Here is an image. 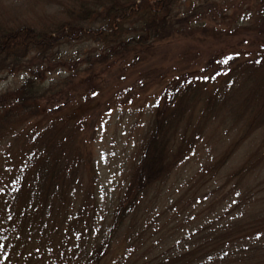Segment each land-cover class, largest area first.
I'll return each mask as SVG.
<instances>
[{"label":"rangeland","instance_id":"rangeland-1","mask_svg":"<svg viewBox=\"0 0 264 264\" xmlns=\"http://www.w3.org/2000/svg\"><path fill=\"white\" fill-rule=\"evenodd\" d=\"M86 1L0 0V27L29 26L52 31L76 23L87 32L101 28L103 24L99 22L81 21L76 16ZM213 3L225 9L223 19L205 23L215 33L203 34V27L197 28L196 24L195 32L190 35L149 45L140 54L141 62L136 66L128 67L131 65L128 58L117 60L110 68L97 65L91 87L80 84L88 75L87 58L93 53H103L104 47L88 40L69 44L60 41L54 46L55 57L51 61L55 71L44 79L40 113L25 123L7 122L10 136L0 139V192L14 172L34 157L30 151L38 147L35 141L39 139L43 140L39 142L42 144L54 138L66 149L51 160L79 159L80 164L67 162L68 174L74 173L76 178L73 182L63 179L68 196L52 211V220L43 226L40 219L19 227L0 224V264H88L87 260L108 237L112 215L136 170L164 89L185 74L193 75L192 84L205 76L215 77L213 72L219 67L217 61H212L220 51L233 48L252 53L264 44L254 31L260 24V15L264 17V0H214ZM181 9L184 14L179 17L192 11ZM255 57L252 55L251 59ZM38 60L37 53L32 52L21 67L0 73L2 101L3 96L22 86ZM210 63H214L210 72H203ZM142 81L144 89L137 86ZM220 83L218 77L208 87L216 89ZM220 121V117L213 119L198 140L190 129L187 136L198 142L192 154L182 151L187 157L169 180L150 192L140 213L125 223L110 252L98 264L120 261L139 264L143 255L150 260L163 254L186 253L195 246L194 241L204 236L196 235L195 231L217 217L223 207L233 205L235 198H227L229 188H222L224 178L248 162L255 145L264 137V130L248 140L244 138L229 163L216 172L213 162L241 138L239 128L228 135L227 130L219 131ZM192 125L199 137V125L204 127V123L198 115ZM262 181L263 166L247 178L246 184L253 186ZM41 229H48L52 237L44 235ZM130 234L134 244L131 252L127 244ZM139 234L144 236V244L137 240Z\"/></svg>","mask_w":264,"mask_h":264},{"label":"trees","instance_id":"trees-1","mask_svg":"<svg viewBox=\"0 0 264 264\" xmlns=\"http://www.w3.org/2000/svg\"><path fill=\"white\" fill-rule=\"evenodd\" d=\"M213 1L87 0L76 16L81 21L92 20L103 24L101 28L88 32L76 23L64 24L52 31L29 26L11 29L1 26L0 73L21 67L23 60L32 52L37 53L39 60L20 88L3 96V101L0 98V139L10 136L6 131L7 122L25 123L40 113L42 85L48 73L55 71L51 60L55 57L53 48L60 41L69 44L88 40L104 47L103 53H93L87 58L88 75L80 84L91 87L93 69L97 65L110 68L117 60L128 58L131 59L128 67L136 66L141 62L140 54L149 45L190 35L195 32L196 24L197 28L203 27V34L215 33L205 23L223 19L225 9H219ZM182 7L192 10L190 15L179 17L184 14L180 12ZM262 10L264 12V4ZM254 31L264 40L262 14ZM252 55L256 57L251 59ZM216 61L219 69L213 72L215 77L205 76L208 79L203 77L192 84L193 75L185 74L162 92L154 124L141 148L136 170L112 215L108 237L95 251L96 254L93 256V253L87 260L88 264H98L106 257L125 223L140 213L150 192L169 180L187 157L182 151L192 154L198 142L187 136L190 129L192 136L201 139L204 129L218 117L221 118L219 131L227 130L228 135L234 128H239L241 138L230 147L229 152L213 162L216 172L229 163L238 146L244 143V138L248 140L251 135L264 130V44L252 53L227 48L216 53L212 62ZM213 64L207 65L203 72H210ZM218 77L221 83L216 89H210L208 83ZM137 86L146 88L143 81ZM197 115L204 123V127L199 125V137L192 125ZM52 126L55 127V122ZM41 141H35L38 147L30 151L34 157L14 172L11 181L0 192L1 225L10 223L19 227V224H30V221L40 219L43 226L52 220V211L56 210L57 204L63 203L68 196L62 181L68 179L73 182L76 176L68 174L67 162L78 166L80 161L51 160L56 153H63L66 149L54 138L40 144ZM255 147L248 162L224 178L222 188H229L227 198H235L233 205L223 207L217 217L209 219L195 231L196 235H204L192 243L195 246L186 253L163 254L150 260L143 255L139 264L154 261H157L155 264H264V181L253 186L246 184L249 176L262 166L264 169V137ZM40 231L52 237L48 229ZM137 237L142 243L144 236L139 234ZM132 241L133 235L128 236L130 252L134 248ZM118 264H122L121 261Z\"/></svg>","mask_w":264,"mask_h":264},{"label":"snow or ice","instance_id":"snow-or-ice-1","mask_svg":"<svg viewBox=\"0 0 264 264\" xmlns=\"http://www.w3.org/2000/svg\"><path fill=\"white\" fill-rule=\"evenodd\" d=\"M229 59H231V57H229ZM225 62H227V61H225ZM205 79H208V77H205Z\"/></svg>","mask_w":264,"mask_h":264}]
</instances>
